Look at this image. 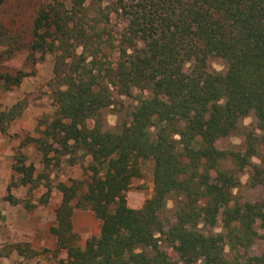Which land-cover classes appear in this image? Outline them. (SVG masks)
<instances>
[{"label":"trees","instance_id":"16d2710c","mask_svg":"<svg viewBox=\"0 0 264 264\" xmlns=\"http://www.w3.org/2000/svg\"><path fill=\"white\" fill-rule=\"evenodd\" d=\"M29 53L33 62L53 57L56 109L37 148L87 160L83 192L78 181L58 185L53 264H264V136L256 134L264 130V0H49ZM213 57L224 71L210 70ZM28 76L0 73V91ZM20 110L21 102L0 104V133ZM105 110L118 116L111 129ZM250 116L254 125L241 127ZM235 135L241 151L220 147ZM247 168V185L263 192L254 202L236 192ZM14 170L19 185L36 188L32 166ZM148 172L152 195L130 208L125 193ZM76 210L101 223L83 248Z\"/></svg>","mask_w":264,"mask_h":264},{"label":"rangeland","instance_id":"374dc122","mask_svg":"<svg viewBox=\"0 0 264 264\" xmlns=\"http://www.w3.org/2000/svg\"><path fill=\"white\" fill-rule=\"evenodd\" d=\"M48 1L0 0V24L7 38L0 43V73H29L19 87L0 91L2 109L7 110L22 103L19 115L4 133H0V264H53L55 238L49 229L54 224L55 211L62 197L58 185L63 183L69 186L72 181H78L81 182L79 192L85 190L87 176L82 167L86 159L76 156L73 159L77 162L71 163L69 156H58L54 152L44 157L43 151L34 142V139L41 137L56 109L52 99L53 57L45 55L33 62L29 53L34 18L39 8ZM113 23L114 20L113 31L119 30L122 23L115 26ZM208 63L211 71L221 72L225 69L224 62L219 58L213 57ZM122 101L125 110L133 107V99L124 98ZM117 119L114 111H104L106 128L114 127ZM254 123L252 116L239 121L243 128H250ZM256 134L264 136V130L256 131ZM243 141V136L235 135L221 139L219 145L241 151ZM259 152L264 153L262 148ZM252 163L258 164L259 159L253 158ZM20 164L33 167L36 188L18 184L19 175L14 167ZM248 174V168L238 174L241 186L236 192L243 199L254 202L263 196V192L260 187L250 188L247 185ZM46 185L50 186V190L44 196ZM152 190L149 172L143 178L133 179L125 193L127 205L139 209L151 197ZM9 195L15 200L8 199ZM171 206L169 202L168 208ZM100 224L89 210L74 212L72 226L79 247L83 248L88 238L99 233ZM16 245L34 251L33 257L18 255ZM254 251L258 252L256 248Z\"/></svg>","mask_w":264,"mask_h":264}]
</instances>
